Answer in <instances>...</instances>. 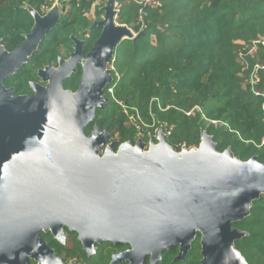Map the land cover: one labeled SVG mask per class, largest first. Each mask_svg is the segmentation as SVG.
I'll return each instance as SVG.
<instances>
[{"label":"water","instance_id":"water-1","mask_svg":"<svg viewBox=\"0 0 264 264\" xmlns=\"http://www.w3.org/2000/svg\"><path fill=\"white\" fill-rule=\"evenodd\" d=\"M56 7L62 5L53 3L42 17L31 11L33 27L12 52L0 45V264H65L42 238L50 233L64 244V228L76 233L87 257L96 244L128 245L111 264L148 257L155 264L175 248L174 262L183 261L197 234L201 264H247L234 248L246 233L232 225L264 195V164L242 161L229 148L217 152L205 131L196 150L180 154L160 134L147 152L137 140L118 145L117 154L99 127L85 135L108 102L115 49L135 38L115 23L113 0L93 24L101 32L84 57V42L76 40L69 59L39 70L46 88L13 96L3 87L57 25ZM77 66V90H63Z\"/></svg>","mask_w":264,"mask_h":264},{"label":"trees","instance_id":"trees-1","mask_svg":"<svg viewBox=\"0 0 264 264\" xmlns=\"http://www.w3.org/2000/svg\"><path fill=\"white\" fill-rule=\"evenodd\" d=\"M96 1L69 0L62 4L57 25L40 42L28 64L4 83L13 88V95L30 93L28 84L37 81L38 70L56 65L61 55L73 50L71 37L84 41V55L90 51L101 32L89 18ZM117 3L116 24L132 29L136 37L115 49L110 62L113 81L106 87L113 88V95L105 93L108 102L96 110L85 135L97 126L117 146L134 144L137 131L127 125L121 103L139 110L149 125L155 121L171 127L165 140L176 151L198 147L200 134L205 131L217 152L229 148L242 161L255 157L264 164V145H260L264 137V70L257 72L254 88L258 95L252 93L249 84L255 61L264 65V0H160L158 7L146 9L142 25L136 19L135 3ZM52 4L53 0H0V41L5 48L13 50L30 32L34 24L31 11L42 17ZM102 13L97 8L93 16L99 19ZM246 45H256V60ZM80 75L78 66L62 83L63 90L75 92ZM195 106L207 119L221 125H208L199 114H184ZM232 227L246 233L234 242L244 261L264 264V195L252 203L249 215ZM64 234V245L50 233H43L42 238L65 264H109L112 253L118 250L112 244H96L95 254L87 257L76 233L64 230ZM200 251L197 234L183 261L173 262L178 253L175 248L165 251L155 264H201Z\"/></svg>","mask_w":264,"mask_h":264},{"label":"built area","instance_id":"built-area-1","mask_svg":"<svg viewBox=\"0 0 264 264\" xmlns=\"http://www.w3.org/2000/svg\"><path fill=\"white\" fill-rule=\"evenodd\" d=\"M69 0H53V3L56 5H62L65 2H68ZM127 1H131L133 3H135L138 6V10H137V22H139L141 25L143 23L144 17L146 15V9L147 8H152V7H158L160 5V0H127ZM118 3L117 0H113V11L115 13L114 15V20L116 23V19H117V15H118ZM142 29V28H140ZM134 37H136V34H133ZM258 43V42H256ZM241 56V55H239ZM244 66V64H243ZM259 70H264V65H260V64H254L253 70L250 73L249 76V84L252 87V93H254L255 95H258L257 93H255V88L254 85L258 82V78H257V72ZM114 71V68L112 67L110 73ZM117 76V75H116ZM118 77V76H117ZM112 81H113V77H112ZM110 85V84H109ZM108 86V85H107ZM106 86V87H107ZM104 88V96L105 93L107 92L110 95H113V88ZM121 106L122 109V113L125 116L126 120H127V125H131L133 126L136 131H137V139L136 140H142L144 139V137H146L147 139H150V142H153L154 144L158 143V138H159V134L161 135V137L164 138L169 136L171 133V127H167L166 124H155V121L152 122L151 125L147 124L146 122H144L142 115L140 113L139 110H137L136 108L132 107H126L121 105V103H118ZM262 111H263V123H264V95H263V99H262ZM187 117L190 116H194L195 114H199L201 116V119H203L204 121H206V123L208 125H213V126H217L219 123L218 121H214V120H209L207 119L202 112V109L198 106L193 107L192 109H190L189 111L184 113ZM140 126H144L145 128H147L146 130L148 131L146 133V136H144V134H140L139 132H141L140 130ZM166 141V140H165ZM261 144H264V139L262 140Z\"/></svg>","mask_w":264,"mask_h":264},{"label":"rangeland","instance_id":"rangeland-1","mask_svg":"<svg viewBox=\"0 0 264 264\" xmlns=\"http://www.w3.org/2000/svg\"><path fill=\"white\" fill-rule=\"evenodd\" d=\"M109 6V0H98V1H96L95 2V4L92 6V11H91V14H90V16L91 17H89L92 21H94V23L95 22H99V21H101L103 18H104V11H102V9H105V7H108ZM100 9L103 13L101 14V17H99V19H97L95 16H93L94 14V11L96 10V9ZM57 9H59V11H58V13L59 12H61L62 13V8L61 7H56V10ZM56 10H53L52 11V13H56L57 11ZM51 13V14H52ZM131 31L134 33V34H136L132 29H131ZM134 36V35H133ZM153 38V37H152ZM258 39H262V38H258ZM80 41V42H84V41H82V40H80V39H78V38H76V37H71V41L73 42V47H74V42L75 41ZM239 45V44H238ZM246 50H248V52H249V54L253 57V58H255V60H256V58H257V55H259V50L256 48V45H253V46H245L244 47ZM73 49V48H72ZM69 56V55H68ZM83 56V55H82ZM84 57V56H83ZM66 58H68L67 57V55H61V58L59 59V60H67ZM255 63H257V60L255 61ZM259 63V62H258ZM58 66V65H57ZM57 66H50V67H52V68H57ZM107 69H109L110 71H111V69H112V66L109 64V66L107 67ZM111 76H112V74H111ZM37 85L39 86V87H41V88H46V86H47V83H44L41 79H39V82H37ZM261 106H262V102H261ZM262 122H263V120H262ZM264 124V123H263ZM218 125H221V123H219ZM217 125V126H218ZM213 126V125H212ZM216 127V126H215ZM147 128H145L144 126H140V130H141V132H139L140 134H144V136H146V133L148 132L147 130H146ZM136 135H137V132H136ZM137 139V137L135 138V142L137 141L136 140ZM144 139H146V140H144ZM144 139H143V143H144V152H147L148 150H149V146H150V139L148 138H146V137H144ZM264 139V137L262 138V140ZM262 140H261V142H262ZM142 141V140H141ZM113 142H115V141H111L110 140V138H109V141L107 142V144H111V143H113ZM260 145H262V144H260ZM264 145V144H263ZM105 149V148H104ZM104 149H101L100 150V152H99V155L101 156L102 154H103V152H104ZM193 150H196L197 149V147L196 148H192ZM192 149H185L184 148V151H186V152H189V151H191ZM113 151H114V154H117V144L115 145V147L113 148ZM183 150H182V148L180 149V150H178V151H176V149H175V152L176 153H178V154H180L181 152H182ZM64 236H65V234H64ZM73 261H71V262H69V264H71Z\"/></svg>","mask_w":264,"mask_h":264},{"label":"flooded vegetation","instance_id":"flooded-vegetation-1","mask_svg":"<svg viewBox=\"0 0 264 264\" xmlns=\"http://www.w3.org/2000/svg\"><path fill=\"white\" fill-rule=\"evenodd\" d=\"M0 45H1L2 47H4V49H5V51H6L7 53L12 52V51L18 46V45H17L13 50L8 51V50L5 48V46L2 44L1 41H0ZM73 53H74V50H72V51H71L70 53H68L67 55L70 56V55L73 54ZM82 55L85 56V55L83 54V52H82ZM69 56H68V58H66V59H69ZM59 59H60V58L57 59V64H56V65L52 64V65H50V66H53V67H54V66H57V65H58V60H59ZM22 67H23V66H22ZM22 67H21V68H22ZM46 67H48V66H46ZM46 67H45V68H46ZM57 67H58V66H57ZM77 67H78V66H77ZM77 67H76V70H77ZM45 68H43V69H41V70H44ZM18 71H19V70H18ZM16 72H17V71H16ZM16 72H15V73H16ZM38 72H39V70H38ZM38 72H37V81H35V82H30V83L28 84V85H29V88H30V93H28V94H24V95H18V96H31V95L34 94V91H33V89H32L31 86H32V85H37V82H39V79L42 80V78H40V77L38 76ZM13 75H14V74H13ZM13 75H12V76H13ZM12 76H11V77H12ZM11 77H9V78H11ZM9 78H8V79H9ZM8 79H7V80H8ZM7 80H6V81H7ZM6 81H5V82H6ZM42 81H43V80H42ZM5 82H4V83H5ZM43 82H44V83H47L46 81H43ZM3 87H4L6 90H11V93H12V95H13V88H7V87L4 86V84H3ZM13 96H15V95H13ZM116 152H117V151H116ZM64 230H66L67 232H69L66 228H64ZM64 230H63V233H64ZM70 233H74V232H70ZM65 240H66V236H65ZM59 243H60V242H59ZM61 244H62V243H61ZM64 244H65V242H64ZM64 244H62V245H64ZM107 244H111V243H107ZM112 245H113V244H112ZM113 246H114V245H113ZM114 247H115L116 249H118V250L115 251L114 253H112V255H111V260H110L109 264L112 263V259H113L114 256H116V255H120V254L125 253L126 251L130 250V247H129L128 245H119V246H114ZM177 250H178V248H177ZM172 251H173V250H172ZM94 254H95V250H94ZM94 254H92V255H94ZM177 254H178V253H177ZM92 255H91V256H92ZM162 255H163V254H162ZM91 256H90V257H91ZM176 256H177V255H176ZM176 256H175V258H176ZM175 258H174V259H175ZM174 259H173V262H174ZM160 260H161V259H160ZM146 261H147L148 264H149V257L145 260V262H146ZM145 262H144V264H145ZM72 263H74V262H72ZM117 263L128 264V263L125 262V261H119V262H116V263H114V264H117Z\"/></svg>","mask_w":264,"mask_h":264}]
</instances>
